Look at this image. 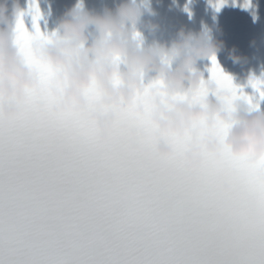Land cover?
<instances>
[{
  "label": "snow or ice",
  "instance_id": "6c2138e0",
  "mask_svg": "<svg viewBox=\"0 0 264 264\" xmlns=\"http://www.w3.org/2000/svg\"><path fill=\"white\" fill-rule=\"evenodd\" d=\"M17 29L32 35L23 13ZM43 96L28 90L18 115L0 116V264H264V161L225 148L187 168L147 140L130 150L119 127L100 140L86 115Z\"/></svg>",
  "mask_w": 264,
  "mask_h": 264
},
{
  "label": "clouds",
  "instance_id": "9594fccd",
  "mask_svg": "<svg viewBox=\"0 0 264 264\" xmlns=\"http://www.w3.org/2000/svg\"><path fill=\"white\" fill-rule=\"evenodd\" d=\"M21 13L20 0H0L3 118L23 110L28 90H42V106L51 100L54 111L86 115L100 140L119 127L133 151L147 140L157 155H179L187 168L225 148L264 161V109L230 75L235 92L197 67L225 47L208 26H181L171 40L149 42L141 29L154 35L159 25L142 19L155 15L148 0H118L99 11L75 0L50 32L39 29L26 40L17 29ZM228 56L233 63L248 60L235 47ZM244 85L264 98V71L248 72ZM219 184L230 190L231 177L221 176Z\"/></svg>",
  "mask_w": 264,
  "mask_h": 264
}]
</instances>
